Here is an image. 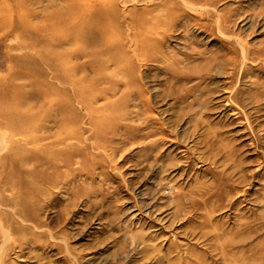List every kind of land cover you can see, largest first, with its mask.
<instances>
[{
    "label": "rangeland",
    "instance_id": "1",
    "mask_svg": "<svg viewBox=\"0 0 264 264\" xmlns=\"http://www.w3.org/2000/svg\"><path fill=\"white\" fill-rule=\"evenodd\" d=\"M0 264H264V0H0Z\"/></svg>",
    "mask_w": 264,
    "mask_h": 264
},
{
    "label": "bare ground",
    "instance_id": "2",
    "mask_svg": "<svg viewBox=\"0 0 264 264\" xmlns=\"http://www.w3.org/2000/svg\"><path fill=\"white\" fill-rule=\"evenodd\" d=\"M68 13V12H67ZM62 15V14H61ZM64 16V15H63ZM66 17V16H65ZM72 23V21H69V20H66V22L64 21V22H62V23H58V26L57 27H60V26H66L67 24H71ZM56 27H54V26H52V27H50V29H48L49 31H51V33H52V39L50 40V42L51 41H53V40H55L56 38H58V33L56 32V29H55ZM51 38V37H50ZM2 135V134H1Z\"/></svg>",
    "mask_w": 264,
    "mask_h": 264
}]
</instances>
